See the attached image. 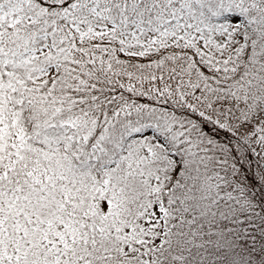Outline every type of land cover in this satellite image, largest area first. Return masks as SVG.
Here are the masks:
<instances>
[{"label":"snow or ice","instance_id":"obj_1","mask_svg":"<svg viewBox=\"0 0 264 264\" xmlns=\"http://www.w3.org/2000/svg\"><path fill=\"white\" fill-rule=\"evenodd\" d=\"M0 264H264V0H0Z\"/></svg>","mask_w":264,"mask_h":264}]
</instances>
